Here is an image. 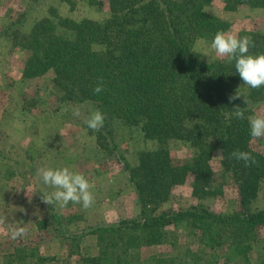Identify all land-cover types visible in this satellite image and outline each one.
Listing matches in <instances>:
<instances>
[{
    "label": "trees",
    "instance_id": "obj_1",
    "mask_svg": "<svg viewBox=\"0 0 264 264\" xmlns=\"http://www.w3.org/2000/svg\"><path fill=\"white\" fill-rule=\"evenodd\" d=\"M87 1L91 6L101 5L98 0ZM213 1L107 0L109 16L102 22L74 21L52 14L57 22L43 18L24 34L21 16L3 31L27 54L21 74L24 80L52 72L51 86L62 93L61 102L86 109L80 120L85 127L90 106L104 114L103 127L93 131L102 145L111 134L109 123L113 120L138 127L145 139L155 143V149L137 153L134 167L124 163L138 205L136 216L88 227L85 232L68 230L73 217L59 210H48L38 222L42 232L52 227L53 237L64 239L71 255H79L83 237L97 236L103 243L101 253L83 257L77 264H175V257L170 256H152L144 263L138 253L143 247L160 244L167 228L182 223L198 237L201 247L210 250L202 252L201 258L186 250L183 258H190L191 264H251L247 255L255 230L264 227V208L252 209L264 179V152L254 148L247 118L264 100V86H247L242 97L239 85L243 82L234 61L207 63L193 51L197 38L211 43L218 31L230 29L229 23L204 12ZM223 2L228 12L242 6L264 9V0ZM58 28L65 31L60 33ZM238 35L251 37L254 46L249 47V55L264 54V33L241 31ZM99 80L103 90L95 94ZM235 93L240 98L230 103L228 98ZM235 106L244 109L245 119L235 117ZM189 120L193 123L187 125ZM173 140L193 149L188 162L174 163L169 147ZM237 149L248 152L256 163L246 166L232 158L230 154ZM215 150L227 164L225 177L235 187V209L229 214L201 204L163 209L172 189L187 177L191 178L193 198L212 194L210 185L215 176L209 163ZM11 176L12 171L4 178ZM49 208L54 209L53 205ZM37 253L38 245L18 244L4 264L52 260Z\"/></svg>",
    "mask_w": 264,
    "mask_h": 264
},
{
    "label": "rangeland",
    "instance_id": "obj_2",
    "mask_svg": "<svg viewBox=\"0 0 264 264\" xmlns=\"http://www.w3.org/2000/svg\"><path fill=\"white\" fill-rule=\"evenodd\" d=\"M100 6H91L87 0H0V264L12 253L18 244L29 247L38 245V255L45 262L36 259L26 264H77L83 257L97 256L103 243L93 234L80 241L79 255L69 254V245L64 239H58L52 227L44 232L38 230V222L46 217L48 210L73 217L67 226L70 231H88V227L104 226L118 219L131 218L138 214V205L130 187L124 163L134 167L137 153L155 149V143L144 138L138 127H128L118 120L109 123L110 135L98 141L93 131L80 123L83 106L61 102L62 93L51 86L52 72L34 79L24 80L21 76L27 54L14 45L12 37H6L3 31L11 24L20 21L23 16L21 32L27 34L32 25L57 17L74 21L90 19L102 22L109 16L107 0H98ZM204 12L230 24L233 33L253 31L264 33V9L240 7L235 12L224 10L223 0H214L204 7ZM60 33L65 29L58 28ZM201 59L207 63L226 61L227 57L217 56L210 43L197 38L192 47ZM256 56V55H253ZM247 85H239V93L246 95ZM79 108L80 115L74 116L73 109ZM89 115L97 110L90 106ZM250 116L264 117V100L252 110ZM193 123L189 120L187 125ZM255 149L264 152V137L253 139ZM174 163L182 165L193 156V149L183 141L169 142ZM119 157L123 159L120 160ZM215 182L210 185L212 194L202 199L191 196L190 182L187 177L175 186L163 209L184 208L192 204L208 206L212 211L229 214L235 209V187L228 181V167L218 151H214L209 163ZM68 168L81 173L89 181L94 196L93 204L85 209L81 204L69 203L61 208L42 202L41 196L54 189L45 186L36 177L37 169ZM12 171L10 179L4 176ZM223 180L217 182L216 179ZM264 208V179L260 181L252 209ZM24 227L26 233L16 239L11 232ZM189 250L202 255L210 252L198 242V237L185 224L170 226L166 229L163 241L155 246L143 247L138 255L147 263L152 256L175 257V264H191L184 256ZM187 255V254H185ZM182 256L183 260L178 257ZM251 264L264 263V227L255 230V237L248 252ZM201 260V259H200ZM201 263L202 260H201ZM238 263V262H237Z\"/></svg>",
    "mask_w": 264,
    "mask_h": 264
},
{
    "label": "clouds",
    "instance_id": "obj_3",
    "mask_svg": "<svg viewBox=\"0 0 264 264\" xmlns=\"http://www.w3.org/2000/svg\"><path fill=\"white\" fill-rule=\"evenodd\" d=\"M254 46L250 36H239L231 31H218L211 43L210 48L219 57H227L229 62L234 61L236 73L244 85L252 89L264 86V54L256 56L249 55V47ZM102 80L98 81L94 93H100L102 88ZM240 98L236 93L229 96V102ZM234 115L238 119H245L244 109L235 106ZM73 115L79 116V108L73 109ZM249 134L252 139L264 137V117L249 116ZM105 116L99 110L93 111L85 120L84 124L92 131H99L104 124ZM231 157L238 161H244L246 166L255 164L256 161L248 153L240 150H234ZM36 177L42 183L54 189L51 192H45L40 198L46 205L56 204L63 208L70 202L73 204H81L85 209L89 208L94 202V196L91 192V185L85 176L81 173L70 171L68 168L51 169L41 167L37 169ZM4 220L0 219V224ZM26 233L24 227H17L12 230L11 237L16 239Z\"/></svg>",
    "mask_w": 264,
    "mask_h": 264
}]
</instances>
